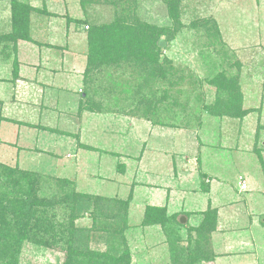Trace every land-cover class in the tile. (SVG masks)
Returning <instances> with one entry per match:
<instances>
[{"label": "rangeland", "instance_id": "1", "mask_svg": "<svg viewBox=\"0 0 264 264\" xmlns=\"http://www.w3.org/2000/svg\"><path fill=\"white\" fill-rule=\"evenodd\" d=\"M19 1L38 13L32 42L17 54L0 48V115L16 121L2 123L0 161L130 203L117 234L102 216L70 225L73 201L39 207L53 226L46 241L21 246L17 263L66 264L68 246L83 244L112 264H182L185 252L209 259L201 264H264V0ZM142 23L169 30L158 61L131 53L89 66L91 28L110 25L114 34ZM11 24V3L0 1L1 36ZM128 38L134 46L146 36ZM228 82L239 89L241 117L227 114ZM16 137L19 147L46 153L18 159L9 146ZM53 191L42 186L34 203ZM149 205L166 207L174 221L144 226ZM205 215L214 230L200 229ZM127 251L129 263L119 262Z\"/></svg>", "mask_w": 264, "mask_h": 264}, {"label": "trees", "instance_id": "2", "mask_svg": "<svg viewBox=\"0 0 264 264\" xmlns=\"http://www.w3.org/2000/svg\"><path fill=\"white\" fill-rule=\"evenodd\" d=\"M4 1L11 3L12 29L8 35H0V48L3 44H9L11 45L12 52L17 54L19 52V45L22 42H32L29 39L28 32L31 17L37 14L38 11L36 7L19 0ZM85 1L87 0H82L81 2ZM46 13L48 12L46 11ZM171 19L175 20L176 16L172 14ZM135 28L118 27L114 34L110 33V25L103 28H91L89 31L91 45L89 66L100 64L111 57L117 58L120 54L126 56L125 54L131 53H142L145 59L158 61L160 57L159 50L162 48L161 41L163 39L161 38L163 35L169 36V30L151 27L145 23ZM139 32H143L146 38L141 39L138 43L136 42V45L132 46L131 42L128 41V37L132 33L137 34ZM14 64L16 66L15 76L18 79L20 77V63L17 60L14 61ZM228 83L229 85L225 84V90L230 87V96L234 98V107H230L227 114L231 117H241L244 113L237 108L240 101L239 89L236 87L235 82ZM81 110L83 111V108ZM88 110L93 112L92 109ZM145 115V119L151 122L154 121L149 117L147 112ZM154 123L158 125L160 121H154ZM82 148L88 151L97 150L89 145H83ZM119 167L120 169H124V165ZM49 185L51 186V190H54L53 195L47 198L48 200L46 199V201L44 199L41 200L43 203L40 200H38V205L36 202L34 203L36 193L38 194L40 188ZM70 201H73V204H77V208L73 212L75 218L70 222V225L75 219L78 221L88 215L94 219V222H96L95 218L98 216L105 218L103 220V222L106 221L104 223L105 229L108 227L112 228V234H117L124 228L130 199L123 201L119 199H106L101 196H90L87 193L78 191L77 183L74 180L66 177L45 176L39 172L23 170L18 166L13 167L0 162V264H18L16 255L20 252L21 246L24 243L40 244L42 241H46L42 237V233L47 232L49 226H53V224L51 218L49 219L45 216V212L43 213L38 210L39 207L48 206L56 209L59 205L69 204ZM72 210L73 207L70 208V212ZM174 219L172 215H168L166 207L149 205L144 210L143 225L164 226L174 221ZM68 220L70 221V217ZM215 225L216 223L212 222L205 215L200 229L212 231L215 229ZM55 229L59 232L63 231L61 225L58 228L55 227ZM66 232H69V229H66ZM68 242L70 243L71 241L69 240ZM72 246H68L70 254L66 264H112V261L111 263L110 261L104 263L103 258H105V255L91 252L88 248H83V244L79 245L78 248H73ZM175 248L177 249L178 247L175 246ZM130 257V253L127 251L119 258V262L127 261L129 263ZM181 257H183L182 260L184 259L182 264H201L203 261H209L205 257L199 256L200 258H195L197 255H192L190 252L182 253Z\"/></svg>", "mask_w": 264, "mask_h": 264}, {"label": "crops", "instance_id": "3", "mask_svg": "<svg viewBox=\"0 0 264 264\" xmlns=\"http://www.w3.org/2000/svg\"><path fill=\"white\" fill-rule=\"evenodd\" d=\"M21 73H22V71H21ZM23 74V73H22ZM21 77V76H20ZM19 77V78H20ZM4 105V103H2V105L0 104V114H2V107H4L3 106ZM4 114V113H3ZM6 122H10V123H13V124H16V121H14V119H12V118H8V117H6V116H4V115H0V134H1V127H2V123H6ZM19 123V122H18ZM27 127H28V125H26ZM35 128H37L38 130H45L44 128L45 127H43V125L41 124L39 127H35ZM19 138H15V141L14 142H12V139L10 140V142H9V146L11 147V150H12V148L15 150H17V149H20V151H18V153H17V157H18V159H23V157H22V155H19V153L20 154H22L23 152H24V154H26V155H28L29 153V150H33V149H27V148H21V147H19ZM77 141H78V139H77ZM80 142H82L83 143V141H82V138L80 139ZM13 143H14V145H13ZM81 143V144H82ZM77 144H78V142H77ZM79 145H80V143H79ZM91 147H94V148H97V150H98V147H95V146H91ZM99 152H100V150H98ZM32 152H37V153H43V154H45L46 152H44V150H40V149H38V150H36V149H34ZM102 152V151H101ZM103 154V153H102ZM9 156L10 155H8V156H6L5 158H9ZM54 156H56V155H54ZM10 160H11V157H10ZM1 162V161H0ZM17 162H18V160H17ZM16 164H18V163H16ZM11 166V165H10ZM27 167H28V169L30 170V171H34V169H33V166L31 165V164H29V165H26ZM28 169H24V170H28ZM92 177H94V178H96L95 176H91L90 178H92ZM88 180V179H87ZM86 180V181H87ZM86 181H85V183H86ZM76 182V181H75ZM89 182H91V181H89ZM77 183V189H78V191H81L80 190V188H79V184H78V182H76ZM88 184H90V183H88ZM87 185V184H86ZM92 185V184H91ZM81 192H84V191H81ZM85 193H87V192H85ZM183 218V217H182Z\"/></svg>", "mask_w": 264, "mask_h": 264}, {"label": "water", "instance_id": "4", "mask_svg": "<svg viewBox=\"0 0 264 264\" xmlns=\"http://www.w3.org/2000/svg\"><path fill=\"white\" fill-rule=\"evenodd\" d=\"M161 45H162V47H164L165 46V43L163 41H161ZM180 223L182 225L186 224L187 223V219L185 217L181 218L180 219Z\"/></svg>", "mask_w": 264, "mask_h": 264}]
</instances>
